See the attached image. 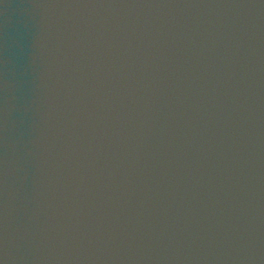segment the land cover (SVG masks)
I'll return each mask as SVG.
<instances>
[{
    "label": "water",
    "instance_id": "obj_1",
    "mask_svg": "<svg viewBox=\"0 0 264 264\" xmlns=\"http://www.w3.org/2000/svg\"><path fill=\"white\" fill-rule=\"evenodd\" d=\"M0 264H264V0H0Z\"/></svg>",
    "mask_w": 264,
    "mask_h": 264
}]
</instances>
